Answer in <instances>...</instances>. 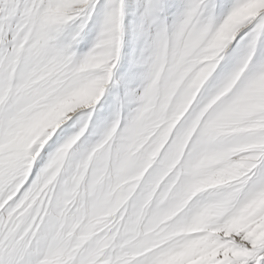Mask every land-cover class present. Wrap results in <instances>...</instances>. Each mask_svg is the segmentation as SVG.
Segmentation results:
<instances>
[{
  "label": "snow or ice",
  "instance_id": "1",
  "mask_svg": "<svg viewBox=\"0 0 264 264\" xmlns=\"http://www.w3.org/2000/svg\"><path fill=\"white\" fill-rule=\"evenodd\" d=\"M0 264H264V0H0Z\"/></svg>",
  "mask_w": 264,
  "mask_h": 264
}]
</instances>
